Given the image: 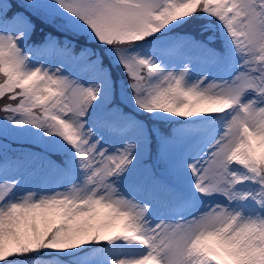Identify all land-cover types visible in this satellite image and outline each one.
I'll return each instance as SVG.
<instances>
[{
  "label": "snow or ice",
  "instance_id": "snow-or-ice-1",
  "mask_svg": "<svg viewBox=\"0 0 264 264\" xmlns=\"http://www.w3.org/2000/svg\"><path fill=\"white\" fill-rule=\"evenodd\" d=\"M0 264H264V0H0Z\"/></svg>",
  "mask_w": 264,
  "mask_h": 264
},
{
  "label": "rangeland",
  "instance_id": "rangeland-1",
  "mask_svg": "<svg viewBox=\"0 0 264 264\" xmlns=\"http://www.w3.org/2000/svg\"><path fill=\"white\" fill-rule=\"evenodd\" d=\"M38 181H34V183H37Z\"/></svg>",
  "mask_w": 264,
  "mask_h": 264
}]
</instances>
